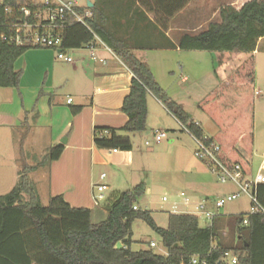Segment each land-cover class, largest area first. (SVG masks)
I'll return each instance as SVG.
<instances>
[{
  "label": "trees",
  "instance_id": "trees-1",
  "mask_svg": "<svg viewBox=\"0 0 264 264\" xmlns=\"http://www.w3.org/2000/svg\"><path fill=\"white\" fill-rule=\"evenodd\" d=\"M136 1L138 5H135ZM189 1L128 0L126 8L132 15L127 23L140 15L143 17L145 12H152L156 22L154 27H166ZM21 2L23 0H4L0 4V24L12 20L5 9L15 8ZM100 2L93 1L86 25H68L62 35L65 50L78 49L97 36L133 75L121 106L127 115L126 122L119 128L97 127L95 146L131 150L128 134L145 130L149 93L189 131L190 136L203 137L201 126L180 103L169 97L149 67L128 48L125 39L116 37L115 24L110 26ZM219 19L198 34L182 35L177 46L181 51L249 53L235 68L228 84L246 86L250 91L254 80L252 53L257 41L264 37V0H248L239 9L225 5L219 10ZM1 28L7 31V28ZM30 48L38 47L17 46L0 39V88L18 87L21 71L14 69V63ZM221 87L198 106L218 125V131L209 138L219 144L222 163L228 167L238 164L248 176L251 173L248 156L253 147V113L236 104H217L214 99L220 98ZM62 149L61 144L52 146L46 158L57 159ZM31 169V166L22 167L17 184L0 195V264H187L192 256L206 259L208 264H227L224 259L229 252L232 253L231 260L235 259V263L230 261L231 264H264V214L240 213L231 217L237 244L227 247L218 237L216 221L221 215L214 216L211 223L202 227L196 215L170 213L167 226H157L150 211L137 205L138 197L144 192L140 183L121 192L108 207L105 218L93 222L90 209L71 206L62 195L51 196L47 204L42 205L28 177ZM257 197L264 206V184L257 186ZM245 217L246 224L243 222ZM136 219L144 221L161 237L166 254H157L151 249L131 250V226ZM120 242L122 245L118 246Z\"/></svg>",
  "mask_w": 264,
  "mask_h": 264
},
{
  "label": "crops",
  "instance_id": "crops-1",
  "mask_svg": "<svg viewBox=\"0 0 264 264\" xmlns=\"http://www.w3.org/2000/svg\"><path fill=\"white\" fill-rule=\"evenodd\" d=\"M101 1L100 7L108 17L110 26L115 24L113 29L116 37L125 39L128 48L149 67L156 81L167 94L168 89L157 78L156 73L147 62V57H143L149 51H165L173 54L183 52L177 46L182 35L198 34L205 30L211 22H219L220 20V9L218 8L216 13L211 16L207 14L203 19H197L193 22L194 25L189 28L177 22L179 17L186 16L188 7L192 4V0H190L169 20L166 27L158 25L156 28L154 27L156 22L152 12H145L143 17L140 15L141 17L136 18V20L130 19V22L127 23L132 15V11L126 8L128 0ZM246 1L248 0H240V3L235 5L234 0H229L223 6L231 5L239 9ZM91 3L93 6V1ZM135 5H138L137 1ZM157 37L161 38L160 42H158ZM169 43L171 45H168ZM95 47L97 57L103 62L91 59L88 51L81 52L78 50L80 48L67 51L73 58L72 63L58 60L55 52L47 48H30L15 61L14 69L21 71V76L18 87L13 88L14 91L0 92V134H3V130L24 127L26 129L25 140L34 134L36 138L42 137L47 140V147L61 144L63 149L59 157L54 160L46 158L48 152L39 151L37 162H34V155L36 154L31 152V156L26 153L28 159L23 162L25 147L21 145L18 154L13 153L12 157H0V170L8 174L7 180L10 177L11 179L15 177L18 181L22 167L31 166L32 169L29 170L28 177L39 198V190L42 187L47 202L51 196L62 195L71 206L90 209L92 221L96 217L99 220L95 222H99L105 218L108 207L121 192L111 198L109 197V200L101 208L93 207L95 205H92L93 202L89 196L95 184L93 182L95 167L110 164L120 169L124 166H130L134 162V155L132 149L113 151L96 147L94 144L95 129L97 127L104 129L119 128L124 125L127 115L122 111L121 106L123 98L129 90L133 75L110 48L99 43H95ZM211 53L212 63L216 67L215 75L219 78L225 72L219 73L218 68L221 67L222 70H225L228 57L224 58V54L221 52ZM261 53L264 54V37L257 41L256 49L252 53L254 80L250 95L247 99L243 97V100L235 103L251 111L254 107L253 147L248 159L252 164L255 154L261 157V162L256 171L264 161V137L260 142L262 134L259 133L255 121L256 100L258 98L263 100L264 98V83L258 80L259 64L257 60ZM249 55V53H245L237 66ZM176 63L181 62L177 61ZM180 67L183 69L182 64ZM165 72L166 74H174L172 66L166 67ZM182 79L186 81L187 76H183ZM168 95L175 99L172 94ZM73 109H76L75 113L72 112ZM147 111L146 128L143 132L147 131L148 128L153 129L151 128L153 125L151 119L154 113L157 115L156 121L160 123H165L166 117H172L177 121L150 93L147 95ZM177 122L179 123V121ZM197 123L199 124V122ZM159 129L163 130L162 128ZM153 131L151 134L154 138ZM9 138L12 139L11 135ZM60 139L63 143L60 142ZM175 139L176 137L173 136L169 139V143H174ZM259 147L262 149L260 154ZM190 165L201 172L205 170L203 164L196 159H192ZM38 171L40 175L31 178ZM256 171L253 172L251 168L248 177L252 178ZM15 183L9 185L13 187ZM121 245L120 242L118 246Z\"/></svg>",
  "mask_w": 264,
  "mask_h": 264
},
{
  "label": "rangeland",
  "instance_id": "rangeland-1",
  "mask_svg": "<svg viewBox=\"0 0 264 264\" xmlns=\"http://www.w3.org/2000/svg\"><path fill=\"white\" fill-rule=\"evenodd\" d=\"M87 0H78L79 5L86 4ZM94 1V0H90ZM229 0H192V4L188 7L186 16L179 17L177 22L188 26L194 25L193 22L197 19H203L207 14L211 16L216 13L218 8L220 9L223 4ZM234 4L238 5L240 0H234ZM203 7V8H202ZM90 7H88L89 9ZM203 9V10H202ZM90 10V9H89ZM202 12H199L201 11ZM215 15V14H214ZM217 17V16H215ZM215 19V18H213ZM190 31V30H189ZM158 42L161 38L157 37ZM77 50V49H75ZM81 52L86 51L81 48L78 49ZM223 57H228V63L225 64V70L218 68L219 73H224L221 77L217 78L215 75L216 67L212 63L211 52L201 51H183L180 53H172L165 51H149L146 53L147 62L154 70L157 78L165 88L168 89V94L174 96L176 102H179L184 110L194 120L199 122L203 130L204 136L213 137L218 131V125L210 117V115L202 110L198 104L210 96L216 89L219 90L220 98H215L214 101L221 105H232L241 99H247L249 97V89L246 86L233 87L229 86L231 75H233L232 69L237 66L244 56V52H221ZM56 56V54H55ZM179 61L181 63L177 64ZM259 64L258 80L264 83V54L261 53L257 60ZM181 64L183 69H181ZM172 66L174 74H166V67ZM216 66V65H215ZM183 76H187V80L184 81ZM8 89V90H5ZM1 91H14L13 88H0ZM239 99V100H238ZM224 106V105H223ZM264 98L263 100H256V114L255 121L257 122V128L261 133V140L264 137ZM254 113V107L252 108ZM157 115L154 113L151 119L153 128H149L145 132H137L135 134H128L131 137L132 150L134 162L130 166H124L115 168L110 164L105 166H97L94 169L95 184L100 183V174L104 172L105 182L108 187L103 192L104 199L99 202L98 206L101 208L109 200L108 198L115 196L118 192L131 189L137 184L142 183L144 186V192L138 197L137 205L142 210H148L151 213L152 218L159 227L165 228L168 223V215L173 213L171 205L176 203L178 206L176 210L178 212L194 210L195 205L201 203L204 206L203 210L210 211L221 215L216 221L218 227V237L223 245L227 247L236 246L235 234L231 228V217L240 213H248L250 211V200L246 194L242 193L238 198L232 201L225 202L224 205L218 209L215 208L214 200L217 198H223L227 194L236 192L238 187L232 182L221 183L217 179V175L210 172L206 167L201 172L198 169L191 167L190 161L192 159H199L195 155L197 150L196 143L193 138L186 133L182 126L174 120L172 117L165 119V123L156 121ZM156 122V123H155ZM162 128L165 137L160 140H155L151 134L153 130ZM24 127H16L12 129L3 130V134H0V157L13 156V153H19V147L21 145L25 147L23 150V158L26 161V153L31 156V153H35L34 162L39 159V151L47 153L52 146L46 145L45 139L42 137L36 138L31 134L26 140ZM11 135L12 139L9 138ZM176 137L174 143H169V139ZM145 141H149V145H145ZM156 141V142H155ZM62 142V139H60ZM63 143V142H62ZM262 144V143H261ZM46 145V146H45ZM45 146V147H43ZM54 146V145H53ZM262 147V146H261ZM259 147V154L262 151ZM31 152V153H30ZM41 152V153H42ZM29 160H31L29 158ZM200 162V161H199ZM261 162V157L257 154L254 155L252 164H250L252 171H256L258 165ZM201 163V162H200ZM7 171V169H6ZM39 171L33 174L31 178H36ZM5 171L0 170V194L7 193L11 190L13 182L15 185L18 181L8 178L6 179ZM11 175V174H10ZM5 182V183H4ZM43 183V182H42ZM40 184V183H39ZM14 185V186H15ZM41 186V185H40ZM40 187L39 202L42 205L47 204L45 193ZM184 192L189 198L190 206L185 207L183 203V197L180 195ZM95 191L92 189L89 198L92 200V195ZM162 197L166 200L162 201ZM25 199L26 196L24 195ZM92 202V201H91ZM93 205V203H92ZM96 217L93 218V222L97 221ZM199 225L204 227L208 225L209 221L203 215L198 218ZM132 236L130 248L133 251L151 249L157 254H166V248L163 246L161 237L152 230L144 221L136 219L133 221ZM152 243L153 245H151ZM232 253L229 252L224 261L227 264H231Z\"/></svg>",
  "mask_w": 264,
  "mask_h": 264
},
{
  "label": "built area",
  "instance_id": "built-area-1",
  "mask_svg": "<svg viewBox=\"0 0 264 264\" xmlns=\"http://www.w3.org/2000/svg\"><path fill=\"white\" fill-rule=\"evenodd\" d=\"M4 0H0V4ZM5 13L12 16V20L0 24V39L7 41L8 43L17 46L26 47H38L47 48L55 52L56 58L67 63H72L73 58L62 47L63 30L71 24L80 23L86 25L85 19L91 16V12L86 4L79 5L78 0H23L18 3L15 8H6ZM1 27L7 28V31L2 30ZM95 43H99L102 46L106 45L97 37L88 44L83 45L81 48L88 51L89 56L93 60L103 62L102 59L96 55ZM257 93V92H256ZM70 101V99H68ZM189 135V131L182 127ZM155 140H160L165 137L163 130L157 129L153 131ZM196 143L197 150L195 151L196 157L210 172L217 175V179L221 183L232 182L237 187L236 192L227 194L223 198H217L214 200L215 208L218 209L224 205L225 202L235 200L244 193L250 200V211L248 213H261L264 214V206L259 203L257 197V186L264 184V161L253 175L252 178L244 175L241 167L235 164L228 167L222 163L219 158L221 151L220 146L214 140H211L207 136L196 138L192 136ZM149 141H145V145H149ZM115 151V149H109ZM105 174H100V183L93 185L95 193L92 195V202L95 206L99 205V202L104 199V191L107 188L105 182ZM180 195L183 197V205L185 207L190 206L189 198L184 192ZM166 198L162 197V201ZM177 204L174 202L171 205L173 213H177ZM136 208V207H134ZM203 204L199 203L194 206V210L184 211L196 215L198 218L203 215L209 223L212 222L216 213L203 210ZM244 224L247 223L245 217ZM151 245H153L151 243ZM214 247V246H213ZM235 263V259L231 260ZM182 264V263H181ZM187 264H208L206 259H200L198 256H192Z\"/></svg>",
  "mask_w": 264,
  "mask_h": 264
},
{
  "label": "water",
  "instance_id": "water-1",
  "mask_svg": "<svg viewBox=\"0 0 264 264\" xmlns=\"http://www.w3.org/2000/svg\"><path fill=\"white\" fill-rule=\"evenodd\" d=\"M87 5H88V7H92V3L90 0H87ZM217 264H219V263H217Z\"/></svg>",
  "mask_w": 264,
  "mask_h": 264
}]
</instances>
